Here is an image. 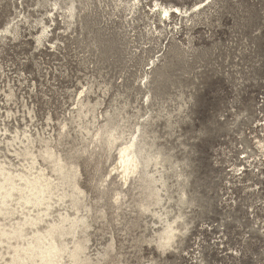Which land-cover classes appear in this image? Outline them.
<instances>
[{
  "label": "rangeland",
  "instance_id": "obj_1",
  "mask_svg": "<svg viewBox=\"0 0 264 264\" xmlns=\"http://www.w3.org/2000/svg\"><path fill=\"white\" fill-rule=\"evenodd\" d=\"M262 122L264 0H0V179L53 185L48 209L3 206L4 229L40 221L0 264L51 225L58 264H264ZM139 134L151 160L125 184L111 166Z\"/></svg>",
  "mask_w": 264,
  "mask_h": 264
},
{
  "label": "bare ground",
  "instance_id": "obj_2",
  "mask_svg": "<svg viewBox=\"0 0 264 264\" xmlns=\"http://www.w3.org/2000/svg\"><path fill=\"white\" fill-rule=\"evenodd\" d=\"M157 10L159 11V14L165 17L171 16L172 14H179L182 12V10L177 5L166 6V5L158 4ZM260 125H262V127L264 128V122L260 123ZM107 129L108 130L105 131L107 135L106 143L109 147H112L114 146L115 141L119 139L121 136L118 134V132L114 127H109ZM140 136L141 134H139L135 138L128 137L129 139L119 146L115 163L111 166L112 171L110 172L115 171L117 176H120V178L124 180V183L132 176L139 175L140 173H142L149 166L151 157H149V154L146 152L145 144L140 139H138ZM257 144L260 148V151L263 154V158L259 160L264 162V137L262 138L257 137ZM161 157H162L161 153L159 152L157 153V155L153 157L155 164L159 163V160L162 159ZM60 162L61 161L58 158L55 161V168L58 167L59 170L63 168L60 165ZM69 167L71 168V166ZM2 176L3 177L0 179V213H2V211L4 210L3 206H5L8 201H11L14 198H17L20 201H22L21 205H30L31 207L37 208L41 204H43V202H45L46 199L48 200L51 197L50 192L53 185L51 186V182L48 181L49 178L47 179L41 176H36L30 179L26 178L25 183L23 185L18 186L13 181V177L11 176V174L6 175L5 173ZM76 186H77L76 183H74V187ZM14 191L19 192L18 197H15ZM60 192L61 191H59L58 193ZM116 196H118V194H116ZM116 196L114 199L118 198ZM182 198L183 195H181L179 199L180 202L183 201ZM59 202H61V200ZM76 204L77 203H75V205ZM45 205L47 209L50 206L49 202H45ZM176 217H177L176 219L180 218V216H176ZM64 219L65 218H63V220ZM38 221H40V218L38 216L27 218V216L25 215L22 221L16 222L15 227H12L9 230L4 229V227L0 226V243L4 242V240H9L11 238L20 239L24 237L26 235L24 225L26 224L36 225ZM174 223H176V220L173 221V223H169L161 232L159 246H169V247L173 246V243L177 236V232L178 233L180 232V228L177 225H173ZM184 228L185 229L187 228L186 224L184 225ZM59 229L60 227L56 225H51L48 229L44 231L36 229L32 232V235L29 237V239L26 238V241L24 243L9 245V248H11L13 252V255L10 260V264H19V263L42 264L43 262H46L48 264H58L57 257L60 256L61 253H63L65 250V246L58 243L55 239V235L59 231ZM71 255L73 258L76 257V253L74 251L71 253Z\"/></svg>",
  "mask_w": 264,
  "mask_h": 264
}]
</instances>
